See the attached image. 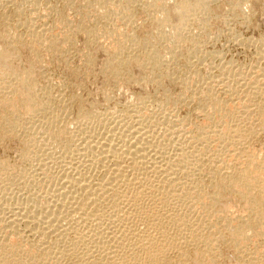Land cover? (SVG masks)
I'll use <instances>...</instances> for the list:
<instances>
[{"label":"bare ground","instance_id":"1","mask_svg":"<svg viewBox=\"0 0 264 264\" xmlns=\"http://www.w3.org/2000/svg\"><path fill=\"white\" fill-rule=\"evenodd\" d=\"M86 2L89 4V8L87 7L88 9L83 12L84 17L82 18L86 21L93 19V24L86 30L87 36L91 38V43L95 46L98 45V42H100L97 40L99 34L110 36H114L115 34L114 39L118 45L116 51L112 53L102 49L108 55L106 59L107 68L114 73L126 76L130 75V70L135 69L139 73L137 81L141 82L153 81L154 78L149 77V74L152 75L156 71L162 72L160 68L163 67L162 64L165 61H163L164 51L160 47L163 46L162 41H167L171 44H169L170 47L167 51L172 54L180 50L184 44L190 43L191 48L186 52L188 57L185 64H187L191 57L196 56L198 46L202 40V32L196 34L195 31V33L193 32V29L196 28L199 31H204L209 23L212 21L220 22L218 20H222L226 16L225 11H229L227 10L228 7L226 8L228 1L224 3L225 1L223 0H216L215 2L212 0H172L171 2L166 0H87ZM137 2L139 5L137 7L143 13L147 14L149 12L148 8L151 6L156 10V14L154 13L155 17L148 18L150 19L149 21L148 19L146 20L148 21L146 25L148 23L147 26L152 30L150 31L152 39H150L151 36L140 38L136 36L137 34H128L130 30L134 32L133 29L136 27L134 12ZM232 2L230 10H233L234 13H231V15L233 14V16L241 18L244 14L242 10L243 4L252 2V4L254 3L261 7L263 0H233ZM93 3H96L98 7H94ZM147 17L149 16L146 15ZM103 21V26L100 27L99 25H102ZM167 26L169 29H167ZM121 28L124 29L123 32H121ZM5 30L0 42V45H4L3 49H0V109L4 108L6 112L4 113L6 116L3 117L5 121V133L11 132V134H17L18 136V130L24 131L27 128L25 126L26 122L19 112L21 109L24 113L29 114L30 118L28 119L30 121H35L33 120L34 117L44 116L45 114V117L41 116L45 120H42L40 128L38 127L42 133L41 138H38L40 135L36 137L33 133L32 135L27 133L29 135L27 139L25 136L24 139L22 138V158L31 159L33 153L36 155L38 149L42 155L50 158L54 150L53 148L59 146V150L62 152L61 155L66 154L64 156L68 157L67 154H71L73 162L68 159L71 163L66 162L63 165L66 160L65 158L63 164L61 163L63 167H59V182L54 183V177L50 176L48 178L46 176L51 186L50 188L48 187L49 190H46L48 191L46 194H39L41 195L40 197L34 198L35 196H33V199L30 200L22 199L23 197L18 198L19 195L16 194L18 192L15 194L8 193L6 188L7 193L3 190L0 192V204L3 203L0 207V264H23L22 260L24 257L22 256L25 253L27 255L28 251L19 248V244L16 245L12 241V236L14 234L18 235L20 224H28L34 227L45 225L44 228L46 230L58 232L60 235L65 234L67 231L70 232L73 228H80L81 236L79 235V238L81 243L86 236H90L92 239L96 238V241L98 243L101 242L103 245L100 252L102 254L92 259V255H89L87 251V245L91 244L88 242L90 240L87 241L85 239L88 242V244H85L83 241L86 251H83L82 255L78 258L76 257L77 259L71 264H98L100 261L103 264L104 262L105 264H170L167 261L169 260L167 256L169 252L172 250L180 252L182 255L185 249L198 253L200 258L195 255L196 253L194 254L199 260L196 264H221L222 261L220 263L215 261L217 255L215 253L219 254V251L215 252L213 248L220 243L217 240L218 243L216 242L217 244H215L216 239L225 240L226 237L230 241L228 243L229 246L231 245L234 258L237 259L236 264H264V154L261 153V155L257 156L256 152H251L249 148L247 149L244 146V141L249 137L246 135L250 133L249 129L260 125L264 131V99L261 98L260 101L258 98L259 101L254 104L251 103L252 105H245V102L240 101L238 102V106L235 107L237 109L236 111L234 110L235 114L228 115L227 109L233 101V95L231 97L224 96L220 98L215 95L216 92L203 90V92L199 93V96H196H198V108L200 111H205L207 108L205 112H209L208 110H210L209 113L213 112V114L211 113L213 117L203 113L204 116L206 115L205 119L211 118L208 120L211 121L208 127L201 126L193 130L190 123L185 121L186 119L181 120L173 115L177 120L173 118H168L167 121L164 120L165 129H160V131H164L161 133L158 131L159 129L157 130L153 127L154 123L150 124V120H146V116L149 114L144 109L145 103L143 102L145 101V97L143 99L141 97V100L136 103H126L127 105L120 107V113L117 116L120 117L118 119L119 122H117V118L112 121L107 120L108 122L99 120L98 125L101 129L98 133H93L92 131L94 130L90 131L88 130L89 127H87L89 126L87 125L89 120L99 116L94 114L85 116L83 124L80 125V121L72 129L64 125L65 123L62 124V121L59 119L61 116L58 118V115L53 113L54 109L57 108L52 110L51 94L46 91L38 93L42 89V87H38L39 85L37 86L36 82V73L39 72H37L38 66L30 67V73L24 74L20 70L22 59L16 58V54L21 51L24 53H28V51L34 53V51L42 49V43H47L46 41L43 42L45 35L43 37V33L37 32L34 28L29 29L31 41L24 43L21 40L22 38L14 36L12 33L8 34L9 31L5 32ZM45 33L47 35V31ZM55 40L56 38L52 37V40L48 41V45L54 43ZM26 44L29 45L25 47ZM43 47L45 48V46ZM255 77L254 79L258 84L257 89L263 90L264 72L257 73ZM227 81L224 78L220 79V84L225 85L227 89H224L225 94L226 91L230 92L232 90L231 87H228ZM252 85L253 87L255 86L254 82L250 86ZM232 103H235V101ZM225 109L226 111H224ZM45 112H50L51 114H47L48 117H46ZM254 113L256 114V118L257 116L262 118L259 120L255 118L254 120ZM110 116L107 117L109 119L111 117L115 118V116ZM122 117L127 120L123 122ZM214 117H218L219 119L216 120ZM102 119L106 120V118ZM120 121H122V124H120ZM259 128L258 130H260ZM34 129L36 130L37 128ZM40 131H37L38 134ZM215 137L218 140L220 139V141H216ZM212 138H214V141ZM214 143L215 146L218 145L216 146V149H218L216 151L215 147H213ZM209 147H211L212 151L219 152L215 155L211 154V157L207 153L211 151H207ZM243 152L246 158L243 156ZM40 159L42 158L40 157L37 161L39 162ZM208 162H212V164ZM204 164H208L205 166L208 167L212 175L214 181L212 183L217 186V189L216 186H212L215 190L208 191V188L205 190L206 188L204 189L200 185H203V182L200 183L201 181L198 185L196 183L194 185L193 183L190 184V180L193 178L192 175L199 174L197 173L198 170L196 174L194 170L200 169L201 165L205 169ZM229 164L233 165L235 169L232 171H235V173H228L229 168L227 169L226 167ZM197 166L201 167L197 168ZM99 169H103L105 174L102 179L95 182L90 172L98 173V171H95ZM48 170L44 172L47 173ZM6 172L7 169H4L3 163L0 162L1 180L5 181V177H8ZM95 175L97 176V174ZM193 179L192 181L195 182L196 179ZM209 180L211 181L212 179ZM32 182L35 184V181ZM32 182L30 181V183ZM44 182H46V179ZM40 183L42 181L39 182V185ZM34 184H32V188ZM40 187L42 186L40 185ZM209 187L212 188L211 186ZM46 191L44 190V193ZM169 195L173 196L174 199L179 198L175 202L173 201L174 204L172 203L176 209L169 206L170 200L167 202ZM229 195L237 198V201L239 199L243 204H248L247 208L250 211V215L249 217L247 216L246 220L227 219L228 217L225 218V215L218 214L220 210L212 214V219L209 218L211 221H207L208 225L206 224L207 222H204L205 219L202 220L197 217L198 213L196 214L195 212L197 211L195 210L197 205L202 206V210L205 209L204 211H206L208 207L213 208L209 205L210 201H213L216 204L215 207H217V204L220 205L226 202ZM180 199L182 201L184 199L185 202L187 201L186 207L184 208L183 206L184 209L180 206ZM203 206L206 207L204 208ZM218 208L220 207L218 206ZM214 210L217 209L214 208ZM209 213L208 215H211ZM72 215L73 217L74 215L77 216L74 217L76 220L70 221L72 219H68L70 222H65L67 218H72ZM201 217L203 218V216ZM218 224L224 226H221V228L223 227L222 230L220 228L217 229V238L212 239V235H216L212 233H210L211 239H208L210 238L209 234L207 238L202 237V231L206 226L210 230L213 227L216 228L215 226ZM83 229H87L88 232H82ZM205 231L208 232L207 229ZM42 232H45V230ZM46 232L42 234V237H47ZM78 240L75 241L78 242ZM43 243L45 242L43 241ZM68 247L71 248H66L67 251L71 253L75 252V244L73 246L68 245ZM94 249L92 248L91 251ZM67 251L62 252L65 255V253H68ZM189 255L192 256L191 253ZM185 257H182V260ZM39 259L41 260V257ZM28 262L30 263V261ZM42 262L44 261L42 260ZM180 263L182 261L176 264Z\"/></svg>","mask_w":264,"mask_h":264},{"label":"rangeland","instance_id":"2","mask_svg":"<svg viewBox=\"0 0 264 264\" xmlns=\"http://www.w3.org/2000/svg\"><path fill=\"white\" fill-rule=\"evenodd\" d=\"M86 1L87 0H0V42L2 40V34L4 33L5 29L7 30V31L5 30V32L9 31L8 34L12 33V35L19 36V38H22L21 40H23L24 43L31 41V37L29 35V29L31 30L34 28L37 32L40 31L39 33L41 34L43 33V37L45 35V37L43 38L45 40L43 42L46 41L47 43H44L45 45L42 43L41 45L42 49H40L39 51H34V53H31L29 51L28 53H24L23 51H21L20 53L16 54V58L22 59L23 63L21 62L20 64V70L24 74L30 73V67L38 66L37 72L38 71L39 72L36 73V82H37V86L39 85L38 86L39 88L42 87V89L38 93H40L41 91H46L51 94L50 98H51V103H52V110L54 108H57V109H54L53 113L57 114L58 118L61 116L59 119L62 121V124L65 123L64 125H67V127L73 129L76 125L80 123V121H81L80 125H82L85 120L84 119L85 116L89 114H94V115H99V116H96V118L89 120L87 122L88 123L87 125L89 126L87 127H89L88 130L90 131L94 130L92 131L93 133L94 132L98 133L101 129L98 125L99 120H102V121L104 120V122H108L107 120L112 121L117 118V122H119L118 119H120V117H117V116L119 115L118 113H120V107L122 105H127L129 103H134V102L136 103L145 97L144 98L145 101L144 102L142 101V102L145 103L144 104V107H145L144 109L146 110L145 112L149 114V115L146 114L148 116V117L146 116V120L148 121L149 119L150 124L154 123L153 127L157 130L159 129L158 130L159 132L161 133L164 132V131H160V129L161 130L165 129L164 128L165 121H167L168 118L175 119V117L181 120L186 119L185 121L187 123H190L191 128L193 127L192 129L195 130V128L201 127V126L208 127V124L211 122L208 120H210L211 118L209 119L206 118L207 119L206 120L205 119L206 115H210L211 117H213L212 116L213 112H211L212 114L209 113L210 110H208L209 112H205L207 111V108L205 111H200V109L198 108V98L197 97L199 96V93L203 92V90H208L209 92H214V93L216 92L215 95L220 98H223L224 96L231 97L233 95L232 102L235 101V103L237 104L232 103L230 101L231 104L229 103L230 104L229 106L231 107L228 106V109H227L228 115H232L234 113V110L235 111L237 110L235 109V107L238 106L239 104L238 102L240 101L245 102V105H252L256 103L257 101H259V99L260 101H261V98L264 99L263 98L264 89L258 90L257 89L258 84L256 83L254 79L256 78L255 75H257V73L259 74L261 73V71L264 72V57H263L264 56L263 55L264 53V41H263L264 40L263 39L264 38V5H263L264 0H263L261 7H259L257 4H254V3L252 4V2H247L243 4L242 10L244 14L243 16H241V18L238 16L235 17V15L233 16V14L231 15V13H234L233 10L232 11L230 10V7H232L231 3H233L232 2L233 0H223L225 1L224 3H227L226 1H228V3L231 4V5L228 3L226 4V8L228 7L227 10L229 11H225L226 16H224L225 18L222 19V20L225 19L224 21L218 20L221 23L212 21L211 23L208 24L207 27H205L204 31L202 30L199 31L196 28L193 29V32L195 31L196 34H200V32H202L201 34H202L203 41L201 40L198 46L199 47L198 52H197L198 54L196 53V56L191 57L189 59V63L187 64H185L186 59L188 57V54L186 52L191 48L190 43H188L189 45L184 44L180 50L172 54V53H168L167 51V49L170 47L171 44L168 43L167 41L165 42L162 41L163 42L162 45L164 47L163 46H160V47L164 51L163 61L165 60L162 64L163 67L160 68V70L162 69V72L156 71L152 75L149 74V77L151 78L153 77L154 80L153 81L150 80L146 82L137 81L139 79V73L135 69L130 70L131 71V73H129L130 75L126 76L123 74L114 73L112 70L107 68L106 59L108 55L105 54L103 50H106V51L108 50L109 52H112V53L116 51V49L118 48V45L114 39L115 34L114 36L99 34L97 37V40L100 41L98 42V45L100 46L96 45L97 46L96 47L94 44L91 43L90 41L91 38L87 36L86 30L89 28V26H91V24H93V19L91 20L88 19L89 21L88 20L86 21L84 18H82L84 17L83 12H85V10L89 8V4H87ZM166 1L171 2L172 0H166ZM212 1L215 2L216 0H212ZM93 6L98 7L96 3ZM137 6H139L138 2L137 4H135L136 10L134 12L136 27L133 29L134 32H132V30L130 31L128 30L129 31L128 34L130 33L131 34L133 33L135 35L137 34L136 36L140 38L151 36L150 39H152V34L150 33V31L152 30L147 26L148 23L146 25V22L150 20L148 18L155 17L156 10L154 9L153 6H151L150 8H148L149 12L146 14L140 11L141 9H139V7ZM145 14L149 17L146 18ZM142 15L144 16V18ZM147 19L148 21H146ZM103 23L104 21L102 22V25L100 24L99 26L100 27L103 26ZM121 29H122L121 32H123L124 29L123 28ZM167 29H169V27ZM44 31L45 32L47 31V35ZM52 37L53 38L55 37L56 40L54 41V43L48 45V41H51ZM28 45L29 44H26L25 47H27ZM43 46H45V48ZM3 47L4 45H0V49H3ZM259 51H261V53H259ZM250 74L253 77L252 76L250 77ZM221 78H224L226 81L228 80L227 81V83L229 84L228 87L232 88L230 92L226 91V94L224 93L225 90H227L225 88V85L223 86L220 84ZM252 81L254 82V85L256 87L255 86L253 87V85L250 86L251 84H253ZM251 87H253L254 89L252 88L253 89L252 90ZM237 97H239L240 99ZM241 106H244V105L242 104ZM21 110L19 112L21 113V117L23 118V120L26 122L25 126H27L26 129L28 132L26 131V129L24 131L18 130V132L16 131L17 133H19V135L17 136V134H11V132L5 133V124H4L5 121L3 120V117L6 116L4 115V113L6 112L4 108L0 109V162L3 163L4 169H7L6 173L9 177V178L5 177L7 179V180L5 179V181L1 180V177H0V181H1L0 182V190H1L0 192H2V190L6 191L5 190L6 188L8 193L15 194L16 192H18L16 193L17 195L20 196V197L18 196V198L23 197L22 199L30 200V199H33V196H35L34 198H36L37 196L40 197L41 195L39 194H46L48 192L46 190H49L48 187L50 188L51 183L48 181L46 176H48V178L50 176L52 178L54 177L53 178L54 183L59 182L60 181L59 167L61 168L63 167L62 164L65 158L66 160L63 165H65L66 162L68 163H71V161L73 162V158L71 154L70 155L67 154L68 157L64 156L66 154L61 155L62 152L59 150L60 149L59 146H57L56 148H53L54 149L53 153L50 151V153H52L51 154L52 156L50 158L46 155H42L39 149L36 151V155L33 153V155L31 156V159L22 158L21 156L22 138L24 139V136H25V138L27 139L29 137L28 134L32 135V133L35 134L36 137L40 135L38 138H41L42 133L39 128L41 125V121L42 120L44 121L45 119H43L41 117L43 115H41L40 117L39 116L36 117L38 119H36L35 117L34 119L32 118L36 122L30 121V119H28L30 118L28 116L29 114H26L23 112V110L22 111ZM224 111H226V109ZM203 113H205L206 115L204 116ZM47 114H51V113L47 112L46 117H48ZM110 115L115 116V118L111 117ZM107 116H110L111 118L109 119V117ZM43 117H45V114ZM258 117L259 116H257L256 118V114L254 113V116H253L254 120L255 118L258 120L262 118V117H259V118ZM102 118H106V120ZM214 118L216 120L219 119L218 117H214ZM122 119H123V122L124 120H127L124 117H122ZM163 121H164V124H163ZM29 122H32L34 125ZM29 124H31L32 126ZM120 124H122V121H120ZM192 125H194L195 127ZM28 127L30 128V130ZM259 127L260 125L257 127H252L253 130L252 128L249 129L250 133L252 131L253 132L252 134L247 133L246 135H248L249 137H247L246 140L244 139L245 140L244 146H246L245 148L247 149L249 148L251 152L252 151L256 152L255 154L257 156L261 155V153L264 154V131L261 129V127L260 128ZM34 128H37V129L35 130ZM258 128L260 130H258ZM37 131H40L39 134ZM212 139L214 141V138ZM215 140L220 141V139L218 140L216 137H215ZM218 145H219V142H218ZM216 146L214 143L213 147H215V151L218 150L216 149L217 148ZM209 148H207V151L211 150V147ZM213 151L211 150V151H208L207 153L210 155L211 154L215 155L216 153L219 152V151L217 152L214 151V153H212ZM242 154H244L243 156L246 158L245 153L243 152ZM243 156H242V159H243ZM40 157L46 161V162L44 160L41 161L42 159H40L39 162H41L40 164H42L43 166L40 165L39 162L37 161L39 160ZM68 159L71 161H69ZM61 160L63 161L61 162ZM36 161L37 163L35 164ZM208 163L212 164V162H208ZM205 165H208V164H204V166ZM201 166H197V168L201 167L200 168L201 170L200 169H195L196 171L194 170L195 174L197 170H198L197 173L199 174L192 175V177L195 178L196 180L191 178L190 184L193 183L194 185L196 183V185H198V183L201 181L200 183L203 182V185L202 184L200 185L204 187V189L206 188L205 190H207L208 188V191H212L213 187L216 186L214 185V183H212L213 181L212 175L209 172L207 166H205V169L203 165ZM44 168H46L45 170L49 169L48 172L46 171L48 174L44 172L45 171ZM226 168L227 169L229 168L228 173H231V174L235 173V171H232L235 169L232 164L231 165L229 164V166ZM29 171H31L32 173ZM97 171L98 173H94L93 171L90 172L91 175L94 177L93 180L95 182L102 179L105 174L103 169L96 170L95 172ZM95 174H97V176ZM55 176H56L57 181L55 179ZM19 178H20L21 183L19 181ZM33 178H36V179H33ZM208 178L212 180L210 181ZM45 179H46V182H44ZM192 179L195 180V182L192 181ZM36 180L37 181L40 180L39 182L42 181V183H40L42 187H40L39 182H37ZM30 181L31 182L35 181V184L34 182L30 183ZM5 182L6 183L8 182L7 184L8 185L10 184L11 186L10 185L8 186ZM14 182L17 184V186H15L16 184ZM12 183L14 187L12 186ZM32 184H34L33 188H32ZM43 184H44V188H43ZM36 186L39 188L36 189L37 188ZM209 186L211 187L213 186V187L210 188ZM216 189H217V186H216ZM44 190L46 191L45 193H44ZM213 190H215V188ZM7 191L5 193H7ZM36 192L37 194H35ZM170 197L171 196L169 195V197L167 198V202H169L170 200L169 202L170 204H172L173 201L175 202V200L179 199V198L174 199L173 196H172L173 198L171 197L170 199ZM238 201H237V198L229 195L226 199V202H224L223 204L222 203L220 204L221 206L217 204L220 208H218V206L215 207L216 204L213 201H210L211 203L209 205L210 207H213L212 208L213 211L209 207L206 208V211H204L205 209L202 210L201 208L202 206L196 204L197 208L195 210L197 211L195 212L196 214L198 213L197 214L198 218H201L202 220L205 219L204 221L205 223L207 221L208 222L211 221L212 214L216 213V211L219 212V210L220 212L219 213L217 212V213L223 216L225 215L224 217L225 218L228 217L227 219L233 218L235 220H238V219L246 220L250 215V211L247 208L248 204L247 203L243 204V202L241 201L238 202ZM182 202H184L185 204ZM179 203L182 209H184L186 207L187 201L185 202L184 199L183 201L182 199H180ZM2 204H0V207ZM170 204H169L170 207L176 209L175 205L173 206L174 203L172 205ZM203 207L205 208L206 206H203ZM214 208H216L217 210H214ZM246 209L248 210L246 211ZM207 211L210 212L209 214L211 215H208ZM248 211H249V214H248ZM201 216H203V218ZM74 217H77V216L74 215ZM74 217L72 215V218L70 217L67 218L65 222H68L70 219H72L70 221H75L76 218L74 219ZM209 218L211 219L209 220ZM208 222L206 223L207 225H208ZM27 225L28 224H22V225L20 224L19 232L17 233L18 235L14 234V236H12L13 243H15L16 245L19 244L18 245L19 248L26 249L29 252V254L27 252V255H30L31 257L33 256L31 258L30 256H27L26 253L23 254L22 257L25 258V259L23 258L22 260L23 264H36L38 262L43 263V264L44 262L45 264L46 263L47 264H50V263L51 264H71L75 261V259H77L79 256L82 255L83 251L84 252L86 251L85 244L86 243L88 244V242L92 244V245L91 244L87 245V251L89 255H92L91 256L92 259L102 254V253L100 254V252L102 250L101 248H103V245L101 244L100 241H99L100 243H98L96 241V238L92 239V237L86 236V238H84L81 243L80 238H79L81 236L80 228L78 229L73 228L70 232L67 231L65 232V234L60 235L58 234V232L56 233L52 230H46V228H44L45 225H42V226L38 225V227H34L32 225L27 226ZM221 226H224V225H219V224L216 225L215 226L216 228L213 227V229L215 230L213 229L208 230V226H206L204 230L207 229L208 232L205 231L206 232L205 233L203 230L202 237L207 238L209 234L210 238L208 239H211L212 236H213L212 239L217 238L218 235L216 234V232L218 231L217 229L219 228L220 230L223 229V227L221 228ZM44 230L45 232L46 231L48 232V233L46 232L47 237H42V234L45 233V232H42ZM84 230L85 229H83L82 232H88L87 229L85 231ZM212 230L213 232L215 231V233H213ZM210 233L216 234V235L211 236ZM89 238H91L92 240ZM74 239L76 241L78 240L79 243L76 242ZM85 239L87 241L88 240L90 241L87 242ZM227 239L228 237H226L225 240H219V239L215 240V244H217L218 241H220V243L217 244L218 247L215 244L214 245L216 247H214L213 245V247L215 248V249L213 248V250H215V252L219 251V254L215 253L217 254L215 261H218L219 263L222 261L221 264L223 263L224 264L226 263L236 264L235 262H237V259L234 258L235 256H234L233 251L231 250V245L229 246L230 241H228L229 239L228 240ZM43 241L45 243H43ZM83 241L85 242L84 246H83V243H84ZM62 243H63V246H62ZM74 244L76 245V248H75L76 253L75 252L71 253L67 251V249L71 248V247H68V245L73 246ZM55 246L56 248H54ZM95 246H97L96 249H94ZM91 247L94 250L91 251L92 249ZM65 250L69 254L65 253L64 255ZM171 251L169 252V255H167L169 258V260L167 261H169L168 263L170 264L172 262H173L172 264H174V262L176 264L180 261H182V263L184 264L185 261L187 260L188 261L185 264H194V263L196 264V262L197 263L199 262L198 260L199 256H198V253L196 252L193 253V252H190L188 249H185L182 255L180 252H176V251H172L173 253L172 255ZM190 253L192 254V256L189 255ZM194 254L197 255L198 257L195 256ZM35 257L38 259L39 257H41V260L39 259L41 262L38 259L35 260L36 259ZM182 257L183 258L185 257V259L182 260ZM187 257H189V259H187ZM196 259L197 261H195ZM42 260L44 262H42ZM226 260H228V262H226ZM28 261H30V263ZM33 262H36V263H33ZM100 263L103 264V262L101 261L98 264Z\"/></svg>","mask_w":264,"mask_h":264}]
</instances>
